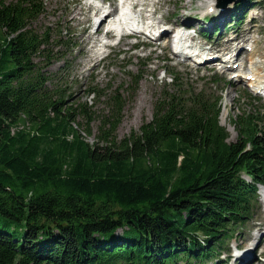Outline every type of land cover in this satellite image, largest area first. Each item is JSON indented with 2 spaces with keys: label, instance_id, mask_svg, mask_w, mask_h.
<instances>
[{
  "label": "trees",
  "instance_id": "trees-1",
  "mask_svg": "<svg viewBox=\"0 0 264 264\" xmlns=\"http://www.w3.org/2000/svg\"><path fill=\"white\" fill-rule=\"evenodd\" d=\"M240 2L234 19L252 0ZM44 13L42 0H0V264H224L264 187L260 108L233 118L231 142L220 97L174 74L153 119L118 141L122 87L92 83L108 109L91 144L76 124L92 136L93 107L72 102L64 67L48 71L75 34L35 28Z\"/></svg>",
  "mask_w": 264,
  "mask_h": 264
},
{
  "label": "rangeland",
  "instance_id": "rangeland-1",
  "mask_svg": "<svg viewBox=\"0 0 264 264\" xmlns=\"http://www.w3.org/2000/svg\"><path fill=\"white\" fill-rule=\"evenodd\" d=\"M42 1L45 13L34 22V27L40 31L49 29L53 39H64L68 32L75 34L73 40L76 43L75 50L68 53L67 48L57 45L55 49L64 53L66 57L61 59V56L55 60L54 65L48 71L57 73L64 67L65 81L68 82L70 93L73 94L72 102L75 104L87 102L90 107H93L96 117L95 122L91 125L92 136H89L85 130L87 126L85 120L79 118V125L76 124L82 135L91 144H95L98 139L100 117L108 109L107 96L97 100L87 94L92 83L109 90L107 91L108 95L111 90L122 87L121 94L126 104L122 122L116 133L118 141L129 137L134 132L138 133L143 124L153 119L155 104L161 95L165 92L176 91L174 74L184 84L183 91L205 92L207 96L220 97L223 104L221 125L229 132L231 142L237 141L238 138L233 124L234 117L243 111H253L252 105L260 108L261 115L264 116V97L249 85V80L245 79L251 69L250 59L253 57L256 62L255 66L264 73V0H252L250 5L242 11L243 14L239 12L238 19H234V16L242 8L241 0H217L227 6H222L223 9H226L225 13L230 10L231 17L227 18V15L226 21H228L227 25H233L232 32L226 31L229 30L226 25L224 29L222 28L223 30L219 29L220 31L217 33L214 32L216 28L211 30L213 25L206 27L203 22L197 21L199 18L202 19L204 14L196 16L193 14L197 11L200 12L201 4L209 0H162L164 9L158 12L156 17L158 19L165 18L167 22L165 21L163 25L171 29L170 34L177 29L176 23H190L191 28L196 31V45L206 44L205 46L209 48L212 42L218 40L222 32H225L222 42L239 31L244 32L242 40L232 44V49H234L240 43L244 54L235 62V69L229 71L223 69L224 62H219L216 65H198L192 60H183L176 56L165 37L154 41L140 35L141 37H127L119 42L116 36L111 34L112 40H103V37L95 34L97 28L94 24V14L98 13L90 7L94 0ZM113 1L111 0L108 6ZM153 1L148 0L150 3ZM194 17H196V21L192 20ZM214 19L217 22V19ZM204 20L209 21L210 17ZM251 28H253L252 33H247ZM103 41L108 43V46L100 51ZM138 41L140 44L136 46ZM227 53L229 54H220L223 55L224 61L232 55L230 52ZM36 61L38 62L39 59ZM238 65L243 66L240 69L237 68ZM225 71L226 73H224ZM138 78H141L140 83L135 86L134 79ZM224 114L225 117H223ZM258 194L259 200L252 217L238 227L236 235L226 247L227 253L222 255L224 264H240L237 262L239 252L244 253V250L249 248L251 243L249 239L259 233V227L264 225L263 187L260 188ZM262 241L263 243L255 248V259L248 264H264V239Z\"/></svg>",
  "mask_w": 264,
  "mask_h": 264
},
{
  "label": "bare ground",
  "instance_id": "bare-ground-1",
  "mask_svg": "<svg viewBox=\"0 0 264 264\" xmlns=\"http://www.w3.org/2000/svg\"><path fill=\"white\" fill-rule=\"evenodd\" d=\"M109 2H111V0H94V2L90 4V7H92L96 11V13L103 12V14L105 13L110 14L109 10L111 9V7L115 8L116 2L118 1L114 0L113 3L108 6ZM130 5L135 9L134 10L135 17L133 16L132 18H130L129 14L126 11L122 12V15L120 16V23L118 25L116 23H113V24H111V22L108 23V18L111 16L110 15L109 17L103 18L101 20L100 24L97 27V32L95 34H99V37H103V40H107L108 37L112 34L111 33L112 31L132 32L136 30L135 28L137 27L136 25L138 24L137 20L144 19L147 21L148 31L156 32V30L158 29V31H162L161 37L162 38L165 37L166 39H168V41H170L172 37L175 35L177 37V47L182 52L187 51V49L189 48L188 47L189 44H193V47L190 49L193 51L194 54L199 53L196 58L197 59L199 58V60L203 62L202 65H215L217 62H222V63L224 62L225 65L223 69H226V71L233 70L236 64L235 62H237V60L240 59L242 54H244V49L242 46L239 45L240 43L236 45L234 49H232L233 42L238 43L239 40H242L243 38L242 34H244L243 31H239L237 34H234L232 37H229V39L224 40V42H222V38L224 37L225 32H222L219 35L218 40L215 42H212L209 48H207L205 46L206 44L196 45L195 44L196 37L185 36L181 30L174 31V33L170 34L171 29L163 25L164 22L166 21L165 18L163 17V18L158 19L156 17L157 13L164 9V4L162 0H157V1L154 0L151 3L148 2V0H130ZM222 6L225 7L226 6L225 3L219 2L217 0L205 1L199 7L202 11L200 10V12L197 11L196 13H193V14L194 16L201 14V13L204 14V16L202 17V20H204L207 17L212 18L213 19L212 23L206 25V27H210V25H213L211 29L212 31L215 28L216 30H219V29L223 30L225 26L228 24V21L226 20L231 14L229 13L230 10L225 13L226 9H223ZM212 16H215V17H212ZM214 18L217 19V22ZM176 25H178L179 28H189V27L191 28L192 27L190 23H186V22L184 24L176 23ZM217 25L219 28H217ZM227 26L229 30H226V31L232 32L233 25L229 24ZM106 28H107V32L105 33ZM252 31H253V28L247 31V33H252ZM102 43L103 44H102L100 51L107 46V44L104 41ZM203 46L204 48L201 51V48ZM227 52L232 53V55L234 53L235 54L233 56L230 55V57L228 56L229 59L224 61L222 58L223 55H220V54H224V55L229 54ZM174 53L176 54L175 51ZM250 60H251V69H249V73H247L248 76L245 79L249 80V85L254 87L257 92L264 93V73L260 70V68L255 66L256 62L254 60V57L251 58ZM226 63H229V64H226ZM230 63H233V65H230ZM242 66L243 65H238L237 68L241 69ZM226 71L224 73H226ZM223 117H225V114L223 115ZM259 229H260L259 233H257L256 235H254L252 238L249 239L251 240V243L249 245V248L245 250V253L243 255H238L237 262H239L240 264H248L250 263V261L255 259L254 258L255 248L260 243H263L262 240L264 239V225L260 226Z\"/></svg>",
  "mask_w": 264,
  "mask_h": 264
},
{
  "label": "water",
  "instance_id": "water-1",
  "mask_svg": "<svg viewBox=\"0 0 264 264\" xmlns=\"http://www.w3.org/2000/svg\"><path fill=\"white\" fill-rule=\"evenodd\" d=\"M231 1H233V0H231Z\"/></svg>",
  "mask_w": 264,
  "mask_h": 264
}]
</instances>
